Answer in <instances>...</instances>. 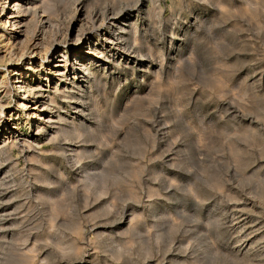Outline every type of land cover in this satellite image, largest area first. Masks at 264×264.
I'll return each mask as SVG.
<instances>
[{"label": "rangeland", "instance_id": "1", "mask_svg": "<svg viewBox=\"0 0 264 264\" xmlns=\"http://www.w3.org/2000/svg\"><path fill=\"white\" fill-rule=\"evenodd\" d=\"M53 2L46 70L83 10L126 14V53L90 69L87 110L69 78L41 82L51 100L15 125L23 96L0 87V264H264V0ZM21 18L0 26V79Z\"/></svg>", "mask_w": 264, "mask_h": 264}, {"label": "bare ground", "instance_id": "2", "mask_svg": "<svg viewBox=\"0 0 264 264\" xmlns=\"http://www.w3.org/2000/svg\"><path fill=\"white\" fill-rule=\"evenodd\" d=\"M5 1L0 0V15H2L6 8H9V6H6L8 3L6 4ZM10 3L12 5L8 9V12L3 16L5 20L3 22L0 21L2 32L3 28H5L4 25L7 23V19L13 21L12 26L16 27L22 23L20 19H22L21 17H23V15L29 14L32 16L29 21L25 20V23L22 25L24 30H21L22 35H19L21 37L14 38L16 41L20 39L18 44L15 45V51L12 50L11 45L8 43L9 38L6 37L5 45L7 47L9 46L8 48L10 49L7 51V60L9 62L7 64H10L12 69L10 72H7V75H4V77L0 79V87L10 86V88H13L14 92L16 91L15 93H21V96H23L22 99H20L19 96L14 97L16 98L15 105L18 110L13 119L15 125H17L18 118L22 116L23 112L26 119L33 117L32 114L30 115L25 111L26 105H28L26 104V100L28 103L29 101L32 102L38 100L43 97L44 93L46 94L45 97L48 100H51L50 94L52 93L54 95V93L58 91L57 83L65 78H69L66 79L67 84L64 83L67 85V89H63V91L60 92V96L65 99L73 100L75 105H78L82 110L84 108V110H87L88 106L85 103V96L87 94L85 91L86 87L83 90L81 89L83 86L88 85V82L90 81L88 76L89 74H92L89 73L90 69L99 63L102 65H99L98 67L107 64L108 56L106 55L105 49H110L107 52L112 53L113 55H116L115 52L118 50L120 55L126 53V48L124 49V42H126L128 36L125 32L126 30L122 31V27L116 29L118 27L117 24L122 21V18L124 19L126 14L107 13L105 9H101L100 12L83 10L81 14L83 24L81 26L79 25L77 31H75L76 36L69 44V47L62 48L57 54L58 57L53 59V67L50 64H46L47 66L52 67V69L46 70L42 61L44 56H47L48 51L52 46L58 45L56 36L59 37L57 34L58 29H60L54 19L55 4L53 0H10L9 4ZM8 14L9 16H7ZM32 22L33 24L31 25ZM129 23V28L134 30L135 33V22L131 20ZM67 28L68 30L66 31H69V27ZM93 31L95 32L91 35L92 37L89 36ZM112 33H114L115 39L112 38ZM92 38H94V40H92ZM29 42L32 44L37 43L36 45L38 46L39 51L38 56H40V62H38L37 65H34L31 62V58L21 61L27 51L30 55H34V52L36 51H29L31 45H29ZM56 47L58 48V46ZM70 54L73 55L72 58L70 57ZM5 77L11 78L9 80H12L13 83L11 81L12 84L10 82L6 83ZM33 81L36 82L35 85L32 84ZM41 82L53 85L51 87V93H49L47 84L43 85ZM16 84L17 86L15 87ZM68 89L70 90L66 92ZM32 90L34 91L33 93ZM70 91H72L73 94L70 93ZM5 95H7L9 99L10 91L6 90ZM11 98L13 99V97ZM7 104L8 102L5 106H7ZM57 119L60 120L59 116H57ZM65 122L66 125L62 127L64 129L59 130V132L62 135H65L68 134V131H71L70 134L77 135L79 132V125H76L72 120ZM19 129L21 130V128Z\"/></svg>", "mask_w": 264, "mask_h": 264}]
</instances>
